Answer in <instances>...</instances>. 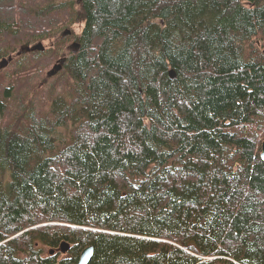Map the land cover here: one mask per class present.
Returning <instances> with one entry per match:
<instances>
[{
	"label": "trees",
	"instance_id": "1",
	"mask_svg": "<svg viewBox=\"0 0 264 264\" xmlns=\"http://www.w3.org/2000/svg\"><path fill=\"white\" fill-rule=\"evenodd\" d=\"M0 20L12 88L52 83L16 114L1 83L0 264H264V0H0Z\"/></svg>",
	"mask_w": 264,
	"mask_h": 264
},
{
	"label": "rangeland",
	"instance_id": "2",
	"mask_svg": "<svg viewBox=\"0 0 264 264\" xmlns=\"http://www.w3.org/2000/svg\"><path fill=\"white\" fill-rule=\"evenodd\" d=\"M82 29V25H78L77 29L76 30H81ZM63 31V30H62ZM62 31L60 32V35L62 33ZM68 32L67 31H64L62 35H64V37L66 38ZM59 35V36H60ZM63 37V38H64ZM73 42V41H71ZM71 42L68 43L67 41H63L62 42V46L59 47L57 50V54L56 55H59V53H61L63 50H66L67 48H70V45H71ZM75 48H78V47H75ZM56 53V52H55ZM62 56L60 57H55V63L54 62H51V68L50 70L57 64V63H60L61 62V58ZM12 62H15L16 66L17 64L19 63L18 60H13ZM62 69V68H61ZM60 69V70H61ZM49 70V69H48ZM47 70V71H48ZM15 71V65L14 63H10L8 66H6L5 68L3 69H0V90H1V83L5 85V88H11L9 93L11 94V98H10V108H11V111L13 114H16L20 105L22 104V100L21 99H25L26 97L30 96V95H35V96H39L42 92H43V97H40V100L43 102L44 105H47L48 102L50 101L51 102V88H52V83L51 82H47L46 84H43V83H40L38 85L37 82H29L26 84L25 86V89L23 88L21 91L19 92H16L12 86L15 85V77L12 76L13 73ZM63 72V71H62ZM61 72V74H62ZM60 74V75H61ZM60 75L58 76V79L60 77ZM14 83V84H13ZM13 84V85H12ZM51 84V85H50ZM33 85H36V90H33ZM4 88V89H5ZM32 88V89H31ZM50 89V90H49ZM42 91V92H41ZM16 97V98H15ZM20 100V101H19ZM21 102V103H20ZM49 102V103H50ZM36 103V102H35ZM29 110L31 109H34L35 112L38 113H42L43 114V120L42 121H45V122H51V117H48L49 114L51 112H48V109L42 107V105L40 103H36V105H40L41 108L37 109V111L35 110V104L34 103H27ZM48 112V113H47ZM24 119V118H23ZM26 119V118H25ZM36 119V118H34ZM0 123H2V118H0ZM28 123H29V120H28ZM68 123L70 125H72L73 123L71 121L68 120ZM3 176V172L0 170V179L2 178ZM9 178H6V180H8ZM46 254L49 253L50 251V248H44ZM60 254H62L60 252Z\"/></svg>",
	"mask_w": 264,
	"mask_h": 264
},
{
	"label": "water",
	"instance_id": "3",
	"mask_svg": "<svg viewBox=\"0 0 264 264\" xmlns=\"http://www.w3.org/2000/svg\"><path fill=\"white\" fill-rule=\"evenodd\" d=\"M78 2H81L82 0H77ZM36 48H41L40 46H37ZM32 49L29 45H26L25 47H23L20 52L18 53V55H20L23 52H30ZM13 60V58H9L7 60H2L0 62V69L5 68L11 61ZM66 61V58H62L60 63H57L54 68L50 71L49 75L52 76L54 74H56L61 68H62V64H64V62ZM169 75L172 79L175 78L176 73L174 72V70H170ZM262 158L264 159V143L262 146V154H261ZM71 248V245L64 241L63 243H61L59 251L63 254H66ZM93 246H89L87 248H85L81 255H80V259L79 262L77 264H89L92 256H93ZM50 255H53L55 253V250H51L49 251ZM54 264H60L59 262L54 263Z\"/></svg>",
	"mask_w": 264,
	"mask_h": 264
},
{
	"label": "bare ground",
	"instance_id": "4",
	"mask_svg": "<svg viewBox=\"0 0 264 264\" xmlns=\"http://www.w3.org/2000/svg\"><path fill=\"white\" fill-rule=\"evenodd\" d=\"M60 1H62V0H60ZM37 3V2H36ZM33 8H35V7H33ZM55 9H56V7H55ZM74 11V10H73ZM4 12V11H3ZM2 12V13H3ZM64 13V12H63ZM50 14V13H49ZM23 15V14H22ZM44 17V16H43ZM79 17V16H78ZM81 17V16H80ZM5 18V17H4ZM66 18V17H65ZM73 19V18H72ZM62 20V19H61ZM1 21V20H0ZM18 21V20H17ZM68 23V22H67ZM53 26V25H52ZM51 26V27H52ZM5 29V28H4ZM35 31V30H34ZM44 31V30H43ZM43 33V32H42ZM28 35V34H27ZM37 35V34H36ZM41 35V34H40ZM53 36V35H52ZM51 38V37H50ZM59 41V40H58ZM89 49V48H88ZM87 49V50H88ZM1 54V53H0ZM53 54V53H52ZM88 55V54H87ZM5 56V55H4ZM31 57V56H30ZM51 57V56H50ZM14 58V57H13ZM52 59V58H51ZM73 72V71H72ZM26 73V72H25ZM28 73V72H27ZM27 76V75H26ZM29 76V75H28ZM39 79V78H38ZM91 79V78H90ZM56 84V83H55ZM23 85H24V83H23ZM26 85V84H25ZM51 85V84H50ZM34 86V85H33ZM32 89V88H31ZM50 90V89H49ZM3 91V90H2ZM2 97V96H1ZM7 98V97H6ZM16 98V97H15ZM21 100H23V99H21ZM64 100V99H63ZM20 101V100H19ZM50 102V101H49ZM21 103V102H20ZM7 104V103H6ZM58 104V103H57ZM43 107V106H42ZM60 107V106H59ZM36 110V109H35ZM83 111V110H82ZM48 113V112H47ZM42 114V113H41ZM92 114V113H91ZM4 118V117H3ZM63 118V117H62ZM56 127V126H55ZM23 134V133H22ZM7 140V139H6ZM263 146V145H262ZM261 154H262V147H261ZM262 157V156H261ZM44 220V219H43ZM30 230V229H29ZM33 230V229H32ZM34 231V230H33ZM8 235V234H7ZM14 257V256H13ZM21 264V263H20Z\"/></svg>",
	"mask_w": 264,
	"mask_h": 264
},
{
	"label": "flooded vegetation",
	"instance_id": "5",
	"mask_svg": "<svg viewBox=\"0 0 264 264\" xmlns=\"http://www.w3.org/2000/svg\"><path fill=\"white\" fill-rule=\"evenodd\" d=\"M76 1H77V0H76ZM77 3L80 4L81 2H78V1H77ZM72 45H73V48L76 49V48H75V47H76V44H75V43H72V44L70 45V48H72ZM41 49H42V48H40L39 50H41ZM61 58H65V57H61Z\"/></svg>",
	"mask_w": 264,
	"mask_h": 264
}]
</instances>
